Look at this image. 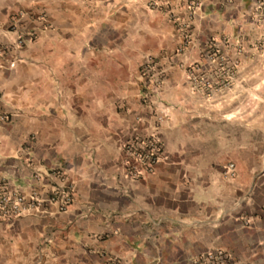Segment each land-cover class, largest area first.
I'll list each match as a JSON object with an SVG mask.
<instances>
[{
	"label": "crops",
	"instance_id": "1",
	"mask_svg": "<svg viewBox=\"0 0 264 264\" xmlns=\"http://www.w3.org/2000/svg\"><path fill=\"white\" fill-rule=\"evenodd\" d=\"M259 38L264 0H0V179L41 203L0 216V264H264ZM210 43L243 50L207 100L187 68ZM152 130L160 159L129 181L123 145Z\"/></svg>",
	"mask_w": 264,
	"mask_h": 264
},
{
	"label": "built area",
	"instance_id": "2",
	"mask_svg": "<svg viewBox=\"0 0 264 264\" xmlns=\"http://www.w3.org/2000/svg\"><path fill=\"white\" fill-rule=\"evenodd\" d=\"M192 4V3H190ZM154 5L151 4V7ZM179 31L182 35V43L186 44L188 42L187 31L185 26L180 25ZM18 44L21 41L17 42ZM2 50L0 49V53ZM9 67H13L12 64ZM205 86L208 84L205 83ZM161 120L160 117L156 118V121L159 122ZM163 146L161 142L157 139L154 131L149 132L147 134L136 136L126 142L123 145V151L130 157V159L134 162L129 169V176L133 177L134 172L138 169H143L145 173L151 171L152 167L156 163L157 159L160 158L162 154ZM231 168V165L228 166ZM49 176V177H48ZM48 178H55L62 183L64 180L63 175L61 173L53 171ZM34 181L43 180L42 176L33 175ZM71 199L70 190L67 187H63L60 185H53L50 190L49 200L55 203L59 210H63L67 204H69ZM41 205L36 193H31L28 200L25 199L17 192L9 190L7 187V183L0 179V216L5 218H14L21 215L26 214L29 209H35ZM223 260V254H216L215 257ZM211 256H207V259L212 261Z\"/></svg>",
	"mask_w": 264,
	"mask_h": 264
},
{
	"label": "rangeland",
	"instance_id": "3",
	"mask_svg": "<svg viewBox=\"0 0 264 264\" xmlns=\"http://www.w3.org/2000/svg\"><path fill=\"white\" fill-rule=\"evenodd\" d=\"M258 42H256V44L254 45V52L256 53V57L259 58V61L258 62H254L253 63V68L255 69H258V70H264V61L261 62V58L260 56H262V54L264 55V40L262 41L261 38H259L257 40ZM211 42V41H210ZM218 48L217 47H214L212 46V43L210 44H207L205 46V51H204V56L206 58H209L211 59L209 61L208 64H205L207 66H202V68L200 67V64H194L192 65L191 67H188L187 69H191V70H200V69H206V71H208L210 77L209 78H200L201 80L203 79V81H200V83H202V86H204V88L206 89L205 91H201V92H204V95L206 96V99L207 100H210L213 98V95L217 94L216 90L219 89V88H223V92H225L226 88H228V86L230 85L229 84V79L227 78V74L226 73H230L231 71H235L237 69V57L239 55L242 54V48L240 47V45H237L234 47V50L231 51L232 53V56H235V64L234 63H231L230 61L226 60V59H223L224 55L221 54V52L219 50H217ZM229 49V48H228ZM227 49V50H228ZM222 57V59H221ZM218 59L219 61L214 63V62H211L213 61V59ZM203 63H201L202 65ZM249 68V67H248ZM251 68V67H250ZM215 71H219V72H223L222 76H218L217 75H214ZM198 83V81H197ZM205 83L208 84V86H205ZM224 95V93H223ZM225 97L227 98H224V100H226V102H230V98L229 96L225 95ZM255 99V98H254ZM228 112V111H227ZM241 112V111H239ZM227 129V128H226ZM160 159V158H159ZM159 159H157L156 162L159 161ZM126 179H128L129 181H134L136 179H142L145 177V172L143 169H138L134 172V176L133 177H128V176H125Z\"/></svg>",
	"mask_w": 264,
	"mask_h": 264
}]
</instances>
